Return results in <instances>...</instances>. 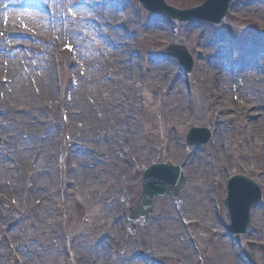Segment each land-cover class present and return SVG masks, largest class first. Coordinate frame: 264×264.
I'll use <instances>...</instances> for the list:
<instances>
[{
	"label": "bare ground",
	"instance_id": "6f19581e",
	"mask_svg": "<svg viewBox=\"0 0 264 264\" xmlns=\"http://www.w3.org/2000/svg\"><path fill=\"white\" fill-rule=\"evenodd\" d=\"M59 1L64 5L61 19L56 14ZM78 1L83 0L0 2V19L3 16L8 19V27L5 30L0 28V37L3 38L0 40V75L6 73L9 79L7 86L0 85V91L5 93L0 99V234L1 239L13 244L17 250V253H12L7 249V259L0 249V264H6V261L18 264L17 259L23 264H117L115 250L118 246L125 264H159V260L171 257H179L182 264H194L181 229L183 218L193 226L208 230L210 238L216 241V253L213 249H210V254L207 251L209 261L215 255L221 264H240L233 259L227 240L221 237L212 213V203L208 206V200H211L210 192L223 183L231 169H244L259 177V183L264 185V48L262 45H244L231 50L228 44H221V35L206 27L196 31L189 29L197 27L195 23L186 25L189 28L182 27L186 42L200 38L195 50L196 58L199 55L200 60L194 62L197 71L194 75L197 76V89L194 90L172 69L170 63L152 58L150 51L141 46V43H152L153 36L164 37L168 41L177 39L168 27L159 24L160 20L154 16L144 17L143 24L148 33H136L142 15L136 19L130 11L120 12L118 0H89L100 3V6H94L89 16L100 17V25H104L94 29L95 34L90 29L89 35L100 37L103 41H96L101 48L94 52L86 41L83 44V37L77 33L76 16L70 6ZM16 3L36 8L29 24L36 30L35 39L44 48L51 41L50 24H54L55 31H59V25L63 27L66 22L68 30L64 36L74 45L79 59L89 61H85L87 75L84 78L77 76L79 71L74 69L67 73L59 88L55 83L53 85L50 76L42 72V76H34L35 85L32 83L38 93L33 91L32 85L27 86L15 59L9 60L3 53L17 46L37 48L34 42H30L34 40L25 33L28 22H21L11 8ZM256 9L252 6L242 12L250 14L253 21L252 11ZM77 10L87 15L82 5ZM262 17L264 19V12ZM122 22L127 26L129 36L136 35L133 42L139 44L132 46L129 58L124 57L117 47L120 40L117 27ZM179 33L183 41L181 30ZM15 34L23 37L24 41H15ZM259 42L262 44L264 39ZM232 51L239 57L236 60L240 66L232 68L230 74L227 70L231 66L227 61ZM136 53L140 54L139 58ZM257 54L262 59L255 60ZM212 56L219 60L212 59ZM103 68L111 69L115 82L101 81ZM239 70L243 71L241 75L237 73ZM166 74L169 80L176 81L169 92L165 88L171 81L161 83V77ZM231 83L236 86L240 102L229 99ZM141 102L147 107H154L168 130L186 117L187 109L195 113L196 118L208 114L209 121L206 122L213 140L211 148L204 151L206 157H201L197 151L181 149L172 136L159 147L150 137L148 143L144 141L134 123L138 115L136 105ZM254 108L261 111L254 112ZM62 111L68 116L65 130L84 147L81 153L75 144L73 150L65 147L60 152L61 147L57 148V140H61L60 133L64 129L61 124L53 128V121L48 119L57 117ZM40 112L45 113L47 122L51 123L44 130L39 129L37 123L42 121ZM41 135L43 139L39 141ZM34 137L36 142L32 140ZM157 148L161 154H156ZM160 155L165 162L183 164L186 178L183 191H196L197 194L194 199L185 197L186 202L179 196L175 204L167 199L177 210L175 215L178 220L173 219L172 207H168V221L163 223L165 231H162L168 234V238H163L165 233L157 228L153 232L141 229L142 244L126 243L118 234V229L130 186L128 178L135 172V167L144 166L150 158L160 160L156 159ZM58 157L61 167L59 180L55 172ZM240 161H245L246 166L243 167ZM253 162L255 164L251 167ZM10 197L17 200L20 209L11 207ZM33 199H40L39 207ZM185 207L191 213L183 211ZM69 209L90 211L89 223L84 225L80 221L78 230L82 232L83 226H87L94 231L93 246L81 240L83 232L72 240L62 233L65 238L61 240L63 236L58 234L55 226L56 216L67 213ZM250 229L253 236L264 243V210L252 214ZM4 244L1 243L0 247ZM70 253L73 255L71 260ZM261 260L264 264L262 255L259 264Z\"/></svg>",
	"mask_w": 264,
	"mask_h": 264
},
{
	"label": "rangeland",
	"instance_id": "374dc122",
	"mask_svg": "<svg viewBox=\"0 0 264 264\" xmlns=\"http://www.w3.org/2000/svg\"><path fill=\"white\" fill-rule=\"evenodd\" d=\"M119 3L121 4L120 7V12L124 11H130L134 15V17L137 19L140 18L142 15V22L139 19V22L137 23L136 26V33L137 32H143V33H148V31L143 29V24L144 22V17H146L148 13L146 10L142 8V6L136 1V0H118ZM167 4L177 7L179 9H190V8H195L200 6V4L205 1V0H165ZM1 2V0H0ZM79 5H82L85 10L87 15H82L78 12L77 8L80 7ZM94 6H100V3L96 2L93 3L89 0H84L83 2H79L75 4L72 8V10L75 11V13L79 17V27H78V32L80 36H83V44L86 41L87 44L92 47V50L101 48L98 44L99 42L103 43L101 40L102 38L97 37V36H92L90 33V29L92 32L95 34L94 29L99 28L100 23L102 22V19L100 17L98 18H91L89 14L92 12V10L95 8ZM252 6H256L257 9L252 11V19L249 18V14L242 13L240 10L242 9H249ZM19 9V8H18ZM20 12H18V17L20 18L21 21L24 22H30L32 19L31 17L34 16V10L33 9H28L26 8H20ZM36 11V10H35ZM264 12V0H232L231 4V10L227 14V17L225 20L221 22L220 25H208L204 23H197L199 26H195L192 29L189 27H186L184 23H179L176 21H169L161 16H155L156 19L160 20L159 24H164L166 27H168L169 32L172 33L174 37L177 39L168 41L165 40L164 37H158V36H153V42L151 43H141L142 47L147 48L150 53H152L151 57L157 59L160 62H168L171 64L172 69L174 68L175 71L182 76L187 84L193 88L194 90L197 89V84H196V77L194 76L197 71L195 68H193V72L190 75H186L185 72L180 68L179 64L177 63L176 60L168 58L165 56V47L168 44H183L186 46V49L188 50L189 54L193 58V61L200 60V56L198 55L196 58V52L195 50L198 49V44L200 41V38L198 37L194 41L191 40L189 41L190 43L186 42L184 38V31L182 30V27L189 28L191 31H196L202 28L203 26H208L211 31H215L218 35H221L223 37L224 43L229 44L231 49H233L236 45L240 46L242 44H258L260 45L261 43L259 42L260 39H264V19L262 17V13ZM62 14V10H59V15ZM193 23V22H192ZM191 24V23H190ZM7 21L6 19H0V28L3 30L6 29ZM143 25V26H142ZM103 26V25H102ZM51 44L48 45L47 48H43L42 44L39 41H34L36 44H34L37 48H32V49H26L23 46H17L14 49H12L9 52H3L5 57L9 60L12 61V58L15 59L16 61V66L17 69L23 74L22 78L27 82V86L32 85L34 83V76H42V72L46 74L47 76H50L53 82L58 87L60 88V81H61V74H63L67 69V61L71 63V67H74L73 69L78 70V75L80 78H83L82 75H87V72L85 70L86 62L85 61H80L79 57L76 54V51H73V53H68L64 50L63 46L64 45H71L72 42L69 39H66L64 36L61 37V35L56 32L53 27V24L51 26ZM127 26L122 22L118 25V33L120 34V40L118 41L117 47L120 49L124 57H130V54L132 52V46L133 45H139L137 43L133 42V39L136 38V36H129V34H126ZM181 30V36L183 38V41H181L180 38V33L179 31ZM26 33L27 35L34 37L35 35V30L31 28V26L26 27ZM79 36V37H80ZM85 37V38H84ZM1 39H3L1 37ZM95 39V40H93ZM19 41L23 40L22 38L18 39ZM98 41V43L96 42ZM187 43V44H186ZM1 44V43H0ZM190 44V45H189ZM262 48H264V42L261 44ZM55 46V47H54ZM99 46V47H98ZM201 47H203L201 45ZM91 49L90 47H88ZM97 55V54H96ZM135 56L137 58L140 57V54L136 53ZM194 56V57H193ZM18 57V58H15ZM5 60L8 62V60ZM89 62V61H87ZM231 66L232 68L239 67L240 64L236 60L234 56L231 58ZM78 68V69H77ZM139 69V67H138ZM228 71V70H227ZM30 72H33L32 74ZM102 77L101 81H106L113 83L115 82V76L112 75V71L110 68H103L101 69ZM218 75V73H216ZM113 76V77H112ZM87 78V77H86ZM85 81V80H84ZM161 83L165 84L167 81H171L168 83L167 87L165 90L167 92L170 91L172 88V85L176 84V81L174 79H170L167 76L161 77ZM8 82V77L5 73H2L0 75V85H7ZM29 84V85H28ZM35 85V83H34ZM33 86V85H32ZM31 87V86H30ZM33 89H36L35 86H33ZM229 99H231L234 102H240V96L238 95V92L236 91V87L233 83L230 84L229 86ZM72 95H70V98ZM4 98V92H0V99L2 100ZM90 103H92L91 98H87ZM158 102V101H157ZM188 106H190V103H188ZM137 108V113L138 115L136 116L134 123L137 129L141 132L142 138L144 141L148 143V138L150 137L154 142L156 143V147H159L161 144L166 143V141L169 139L170 136L175 137L177 142L180 144V148L183 150H186L187 152L190 151H197L201 157H206V151L207 149L209 150L212 146V140L211 142L204 147H191L187 146L185 142L186 135L191 127H207L206 129L209 130L208 123L206 121H209V115L208 114H203V116H200L199 118L195 117V113L190 112L189 109H187V115L186 117L184 116L182 120L180 121L179 124L176 126H172L171 129H167V126L165 125L166 123H162L161 118L157 115L154 107H147L144 105L143 102L137 103L136 105ZM136 110V109H135ZM252 111L257 112L261 111L258 110L257 108H254ZM264 111V108H263ZM52 112H55L54 108H52ZM233 114V112H231ZM41 115V122H37L40 127L43 130L45 129V126L47 127L48 124H51L47 122V116L45 113L40 112ZM53 121V128L56 127L57 124H61L64 131L60 133L61 135V140H57V148L58 150L60 149V152L65 148H70V150H73V145H76V149L80 152V150H83V145L79 140H74L72 139V136L68 130H65V128L68 125V117L66 115V112H59L57 114V117L48 119ZM236 118L234 119V121ZM58 130V129H57ZM238 132V129H236ZM239 136H242V131L240 132ZM41 138L43 139V135L40 136L39 141H41ZM32 139V138H31ZM33 142H36V137H34ZM38 141V142H39ZM60 143H62V146H60ZM30 145V144H29ZM191 149V150H190ZM156 154H161L160 150L157 148L156 149ZM81 153V152H80ZM161 158V159H160ZM156 159L160 160H155L153 161L151 158L145 161L144 166L140 167H135V172L133 174H130L128 181L130 183V186L127 189V197H126V202H125V208L122 209V212L120 213L121 216L119 217V229H118V234L120 237L123 239V241L126 243L132 242L134 245H139L142 244L143 238L142 236L139 235L141 232V229H144V231H152L154 228H157L161 233H165L162 231H165L163 223H166L168 221V207H172L171 213L173 214V219L178 222L177 216L175 215L177 210L174 209V205L171 204V198L170 196H167L165 201L162 200V198H156L155 199V205H154V210L149 217V220L147 223H138L136 225V228L133 232H130L127 227H126V220L128 216V208L130 209L131 207L134 206L135 202L137 201L139 195H140V186H141V177L143 170H145L151 163L159 161V163L164 162V157L162 155L156 156ZM60 157H58V163L56 164V175L59 180V173H61V167H60ZM241 165L244 167L246 166L245 161H240ZM254 162L250 165L251 167L254 166ZM181 167L183 164H179ZM91 168H94V165L90 166ZM232 168V167H231ZM230 168V169H231ZM245 174V176L251 178L255 182H258L257 184L260 186L262 189V201L261 205L253 208L251 210V217L253 213H258L260 210H264V185L262 183H259V177L257 176H252L249 174L247 171L244 169H231L230 173L228 171L227 176L223 180V183L221 185L217 186L211 194V200H208V206L212 203V213L215 215V222H216V227L219 231H221V237L225 238L226 243L228 242V245L230 249L232 250L233 253V259L237 260L240 262V264H247V258H245V255L243 254V251H245L247 254H249L250 259L252 260L253 264H259L258 260L260 256L262 255L264 257V243L260 242L255 236H250L251 229V223L247 229V233L238 236H233L234 239L228 238L227 236V231L225 227H228L230 224V219L227 210L224 208V200L226 198V183L228 182V179L231 175L233 174ZM32 184H30V187ZM184 187V186H183ZM183 187L181 190V193L179 192L180 196L182 197L183 201L186 202V198L194 199L196 196L197 192L192 191V192H184ZM178 197V196H177ZM177 197L175 199H177ZM169 201H168V200ZM35 200V205L39 207V201L40 199H33ZM174 200V198H172ZM10 205L14 209H20V206L17 202L16 199L13 197H10L9 199ZM158 202V205L156 203ZM184 202V204H186ZM175 204V202H174ZM24 209V208H23ZM185 210L183 211H188L186 207L184 208ZM207 211L208 208H207ZM188 213H191L190 210ZM193 213V212H192ZM91 214L90 211L88 210H77L74 211L72 209H69L67 213L60 214L56 216L57 222L55 224L57 230L60 233H66L67 239L72 240L74 236L81 234V240L83 241H88L90 242V246H93L92 240L95 237V233L93 230L88 228L87 226H83L82 232H80L78 229L80 227V221H82L84 225H87L89 223V218ZM59 221V223H58ZM181 229L182 233L184 234L185 240L187 241V244H189L190 251L192 253V257L194 258L193 260L197 259L198 264H221L219 259H217L214 256H212L211 260H208L207 254H210V249H213L216 253V241L210 238V232L206 230L203 227H200L198 225L193 226L192 224H189L188 221L185 219H182L181 221ZM61 240L65 238V236L62 234ZM80 236V235H79ZM153 236V235H152ZM163 238H168V234L165 233ZM253 239V240H252ZM250 240L257 242L253 243L250 242ZM5 243L0 247V249L5 253V256L7 255L8 259V254L7 251L9 250L10 252H16L17 250L13 244H7L5 239H1V234H0V244ZM252 243V247L249 246V244ZM149 244H151V241H149ZM168 245V244H166ZM163 245V246H166ZM171 245V244H170ZM263 247H261V246ZM8 249V250H7ZM208 251V253H207ZM116 253V260L118 261L117 264H125V261L121 259V249L119 246L115 250ZM135 253L142 254V252L135 251ZM2 254L0 253V256ZM70 260L73 257L72 253L69 254ZM183 255L181 258L183 259ZM191 257V258H192ZM177 259H174V257L165 259V260H159V264H182V260L179 257H175ZM18 264H23L22 262L17 259ZM6 264L7 261H6ZM260 264H262V260L260 261Z\"/></svg>",
	"mask_w": 264,
	"mask_h": 264
},
{
	"label": "water",
	"instance_id": "95a60500",
	"mask_svg": "<svg viewBox=\"0 0 264 264\" xmlns=\"http://www.w3.org/2000/svg\"><path fill=\"white\" fill-rule=\"evenodd\" d=\"M212 4L221 3V7L216 15L200 17L213 23H218L224 16L230 0H211ZM168 15L178 17L187 21L199 17L198 12L191 11L187 13L176 12L167 8L163 9ZM196 130L192 131V134ZM189 144L193 143L189 141ZM182 183V177L178 169H173L166 165H157L149 169L143 178L142 195L140 199V208L132 215L131 221L137 220L140 216L144 218L151 211L152 201L155 196H162L171 193L174 196ZM226 201V207L229 209L232 218V229L243 230L248 221V212L251 207L257 204L261 198L259 188L243 177H236L229 184V194Z\"/></svg>",
	"mask_w": 264,
	"mask_h": 264
}]
</instances>
